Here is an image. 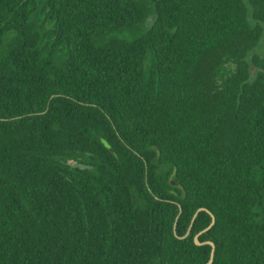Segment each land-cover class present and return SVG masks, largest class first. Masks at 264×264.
<instances>
[{
    "label": "trees",
    "instance_id": "obj_1",
    "mask_svg": "<svg viewBox=\"0 0 264 264\" xmlns=\"http://www.w3.org/2000/svg\"><path fill=\"white\" fill-rule=\"evenodd\" d=\"M200 233L264 264V0H0V264H207Z\"/></svg>",
    "mask_w": 264,
    "mask_h": 264
},
{
    "label": "water",
    "instance_id": "obj_2",
    "mask_svg": "<svg viewBox=\"0 0 264 264\" xmlns=\"http://www.w3.org/2000/svg\"><path fill=\"white\" fill-rule=\"evenodd\" d=\"M171 183H172L173 185H176L175 182H171ZM201 210H203V209H201ZM201 210H199V211H201ZM208 213H210V212L208 211ZM196 215H197V214H196ZM210 215L212 216V223H211V225H210L206 230H204L202 233H205V232H207L208 230H210L211 227L215 224L216 219H215L214 215H213L212 213H210ZM202 233L198 234V235L195 237V241H196V244H197V245L208 244V245H211V246H212L211 257H210L209 262L207 263V264H212V263H213V260H214V254H215V245H214L213 242H210V241H207V242H204V243L199 242V241H198V237H199Z\"/></svg>",
    "mask_w": 264,
    "mask_h": 264
}]
</instances>
